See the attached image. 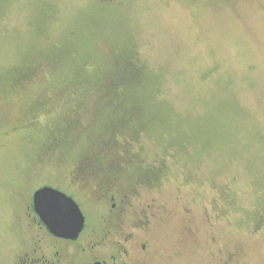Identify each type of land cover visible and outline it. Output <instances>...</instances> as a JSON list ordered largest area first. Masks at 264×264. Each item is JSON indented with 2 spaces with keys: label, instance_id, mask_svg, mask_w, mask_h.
I'll return each instance as SVG.
<instances>
[{
  "label": "rangeland",
  "instance_id": "374dc122",
  "mask_svg": "<svg viewBox=\"0 0 264 264\" xmlns=\"http://www.w3.org/2000/svg\"><path fill=\"white\" fill-rule=\"evenodd\" d=\"M127 46L156 94L138 135L115 138L108 116L126 111L106 72H126ZM111 136L106 156L130 159L109 185L150 222L140 264H264V0H0V264L38 188L101 213L69 172Z\"/></svg>",
  "mask_w": 264,
  "mask_h": 264
},
{
  "label": "flooded vegetation",
  "instance_id": "af4514ba",
  "mask_svg": "<svg viewBox=\"0 0 264 264\" xmlns=\"http://www.w3.org/2000/svg\"><path fill=\"white\" fill-rule=\"evenodd\" d=\"M78 177L77 185L83 196L91 200V205L103 204L101 213H96L91 221L82 211L85 227L79 236L76 239L58 237L48 231L35 213L32 197L36 190L33 191L24 207L25 232L30 238H25L4 264H140L147 256L149 236L137 242L135 232L149 227L148 216L142 211L129 216L128 194L124 193L122 183L117 182V187L108 183V187L99 189L98 177L94 178L89 171L85 170Z\"/></svg>",
  "mask_w": 264,
  "mask_h": 264
},
{
  "label": "trees",
  "instance_id": "16d2710c",
  "mask_svg": "<svg viewBox=\"0 0 264 264\" xmlns=\"http://www.w3.org/2000/svg\"><path fill=\"white\" fill-rule=\"evenodd\" d=\"M73 33L74 35L76 34V32L72 31L71 34ZM123 44H126V43H123ZM69 50H72V49H69ZM119 53H120L121 58L124 59L122 60L124 61V64L129 65L128 69L125 72L123 71V68L121 66V70L118 69L115 78L112 80H109L113 77V75L111 77L110 71L108 70L106 72V74L109 73L108 74L109 76L107 77L108 85H106V90L104 89V91H105V94H109L115 97L116 96L122 97L121 98L122 105L120 107L122 110L126 112H122V114H113V116H108L109 120L107 117L108 127L112 131L111 133H109V135L114 134L116 138V135L119 132H125L128 135L136 137L139 133V131L137 130L140 128L141 122L136 121L137 116L135 115L134 111H137V112L140 111L143 113V115H140L139 117L141 118L140 120H142L145 116L144 114L145 110L148 109L147 107L148 105H150V102L152 101L156 93L155 91H153V89H150V87H147L146 82H149V78L146 75L144 65L135 56L134 50L131 49L130 46H127L126 52L123 51V54H122V52L120 51ZM117 60L118 59H116L115 61ZM115 64L116 63H114V61L112 63V59H111V62L109 63L108 66H110L109 68L111 69L112 66H115ZM151 84H153L152 81H151ZM125 93L129 94V98L127 100H125V98L123 97V94ZM128 111L133 112V114L132 113L128 114ZM69 118L66 119L63 122L65 124L61 125L60 127V133L58 136L59 139L57 140L55 144L57 150L60 147L62 148L65 147L67 148V150L73 147V144L70 141V137H69L70 133L72 132L73 121L69 120ZM76 122H78V120H76ZM117 122H119V125L116 127ZM78 124L80 123L78 122ZM109 124H112V125H109ZM82 133L83 132H81L80 135H82ZM111 143H114V138L112 136L109 140H106L103 137V142L100 139L97 140V147L96 148L94 146L88 147L87 148L88 157L86 156L87 159L81 165L74 166L70 170L69 174L70 175L76 174L78 176L79 174L84 173V171L87 170L91 173V176L98 177V180H96V184L98 186L97 188L101 189L102 187L103 188L108 187L109 179L114 178V177L119 178V176H121L123 172L126 170L127 163L124 161V157L126 161L128 158L130 159V155L128 152H124V153L119 152L118 154L114 152L113 154L117 156L113 158L107 157L106 153H110V151L108 150H109V145ZM109 160L110 162L109 164H107ZM109 176H113V177H109ZM90 181H95V180L90 179Z\"/></svg>",
  "mask_w": 264,
  "mask_h": 264
},
{
  "label": "water",
  "instance_id": "95a60500",
  "mask_svg": "<svg viewBox=\"0 0 264 264\" xmlns=\"http://www.w3.org/2000/svg\"><path fill=\"white\" fill-rule=\"evenodd\" d=\"M32 206L41 222L55 236L76 239L85 227V216L78 203L57 188H38L33 194Z\"/></svg>",
  "mask_w": 264,
  "mask_h": 264
}]
</instances>
